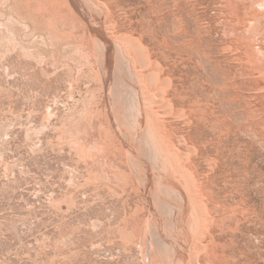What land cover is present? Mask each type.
<instances>
[{
	"label": "rangeland",
	"instance_id": "1",
	"mask_svg": "<svg viewBox=\"0 0 264 264\" xmlns=\"http://www.w3.org/2000/svg\"><path fill=\"white\" fill-rule=\"evenodd\" d=\"M0 264H264V0H0Z\"/></svg>",
	"mask_w": 264,
	"mask_h": 264
}]
</instances>
